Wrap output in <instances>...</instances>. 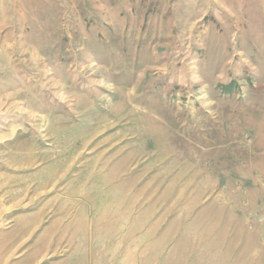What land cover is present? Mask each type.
Segmentation results:
<instances>
[{
	"label": "rangeland",
	"instance_id": "1",
	"mask_svg": "<svg viewBox=\"0 0 264 264\" xmlns=\"http://www.w3.org/2000/svg\"><path fill=\"white\" fill-rule=\"evenodd\" d=\"M0 264H264V0H0Z\"/></svg>",
	"mask_w": 264,
	"mask_h": 264
}]
</instances>
